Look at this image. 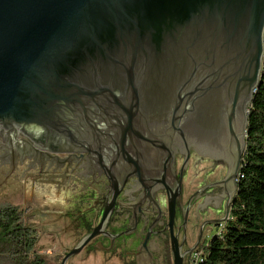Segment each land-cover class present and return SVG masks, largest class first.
I'll return each instance as SVG.
<instances>
[{"label": "water", "instance_id": "1", "mask_svg": "<svg viewBox=\"0 0 264 264\" xmlns=\"http://www.w3.org/2000/svg\"><path fill=\"white\" fill-rule=\"evenodd\" d=\"M263 62L264 0H0V137L154 189L152 155L170 164L176 143L224 137L231 202Z\"/></svg>", "mask_w": 264, "mask_h": 264}, {"label": "flooded vegetation", "instance_id": "2", "mask_svg": "<svg viewBox=\"0 0 264 264\" xmlns=\"http://www.w3.org/2000/svg\"><path fill=\"white\" fill-rule=\"evenodd\" d=\"M33 147L35 152L24 142L11 146L0 137V160L8 161L11 172L27 175L32 188L48 185L66 193L63 205L78 207L80 241L98 225L104 211L109 212L102 233L82 248L87 256L101 252L122 264H173V248L178 247L182 264L185 256L187 264H193V256L203 254L205 232L219 234L226 211L230 213L233 183L226 179L231 156L224 137L190 139L188 151L178 142L170 164L152 155L146 176L166 182V187L155 189L150 180L144 188L135 177L125 183L121 178L116 187H110L104 174L87 168L85 153L56 154ZM192 238L196 242L185 249Z\"/></svg>", "mask_w": 264, "mask_h": 264}, {"label": "trees", "instance_id": "3", "mask_svg": "<svg viewBox=\"0 0 264 264\" xmlns=\"http://www.w3.org/2000/svg\"><path fill=\"white\" fill-rule=\"evenodd\" d=\"M236 194L219 234L201 245L197 264H264V62L248 107L247 136ZM17 206L0 208V262L47 264L34 228ZM200 261V262H199Z\"/></svg>", "mask_w": 264, "mask_h": 264}, {"label": "rangeland", "instance_id": "4", "mask_svg": "<svg viewBox=\"0 0 264 264\" xmlns=\"http://www.w3.org/2000/svg\"><path fill=\"white\" fill-rule=\"evenodd\" d=\"M26 176L17 171L11 172L8 161L0 160V208L7 205L17 206L22 212L23 222L35 230L38 239L37 253L45 257L47 264H60L63 256L80 242L79 231L82 229L76 212L78 207L63 205L65 192L54 191L48 185H32L36 187L32 188ZM215 234L216 230L205 232L203 242L209 241ZM195 242V238L190 239L184 248ZM12 258L13 255H6V262L0 264H13L15 260ZM66 264L122 263L118 262V258L101 252L87 256L83 249L69 257ZM183 264H187L186 256L183 258Z\"/></svg>", "mask_w": 264, "mask_h": 264}, {"label": "built area", "instance_id": "5", "mask_svg": "<svg viewBox=\"0 0 264 264\" xmlns=\"http://www.w3.org/2000/svg\"><path fill=\"white\" fill-rule=\"evenodd\" d=\"M199 259H200V252L196 253V254L193 256V261H192V263H193V264L196 263V261L199 260Z\"/></svg>", "mask_w": 264, "mask_h": 264}, {"label": "bare ground", "instance_id": "6", "mask_svg": "<svg viewBox=\"0 0 264 264\" xmlns=\"http://www.w3.org/2000/svg\"><path fill=\"white\" fill-rule=\"evenodd\" d=\"M196 264V263H195Z\"/></svg>", "mask_w": 264, "mask_h": 264}]
</instances>
